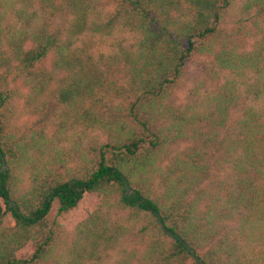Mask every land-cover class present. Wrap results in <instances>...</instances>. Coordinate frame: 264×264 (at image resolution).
Instances as JSON below:
<instances>
[{"label": "trees", "instance_id": "trees-1", "mask_svg": "<svg viewBox=\"0 0 264 264\" xmlns=\"http://www.w3.org/2000/svg\"><path fill=\"white\" fill-rule=\"evenodd\" d=\"M0 158V264H264V0H0Z\"/></svg>", "mask_w": 264, "mask_h": 264}, {"label": "rangeland", "instance_id": "rangeland-1", "mask_svg": "<svg viewBox=\"0 0 264 264\" xmlns=\"http://www.w3.org/2000/svg\"><path fill=\"white\" fill-rule=\"evenodd\" d=\"M190 85L191 84L188 83L183 88H181L177 92H175L176 93V98H175L176 102L186 98L185 96L187 95V90L190 87ZM80 133L83 135L84 141H87L89 143H91V142H103L106 140L105 133L103 131H100L99 129H93V130H88V131H84V132L81 131ZM183 147H184L183 141H178L175 143L165 145L164 147H162L161 149L158 150L157 157H156V163L158 165H163L165 163V161H167L174 153H177L180 150H182ZM209 153H210V151H208V149H205V154L209 155ZM128 191H130V189ZM53 212H54V209H52V211L48 215V217H47L48 220H50L53 217ZM109 214H110V217L112 219H118V220H123V221H124V219H127V217H128V214L126 211H121L119 209H113V208H109ZM3 224L7 225V226L12 225V220L8 214H6L3 217ZM128 225H130V223H128ZM137 227H138V225L130 227V233H128V236H126V239H125V242H128L127 243L128 245L131 244V241L133 239L132 235H134Z\"/></svg>", "mask_w": 264, "mask_h": 264}, {"label": "water", "instance_id": "water-1", "mask_svg": "<svg viewBox=\"0 0 264 264\" xmlns=\"http://www.w3.org/2000/svg\"><path fill=\"white\" fill-rule=\"evenodd\" d=\"M0 159H1V161H2V158H0ZM2 167H4V164H2ZM125 187H126V185H125ZM126 189L128 190L127 187H126ZM166 232H167V230H166ZM188 250H189L190 253H192V256H193L194 258L197 257L196 254H194L190 248H188ZM197 263H198V264H201V261H200L199 259H197Z\"/></svg>", "mask_w": 264, "mask_h": 264}]
</instances>
